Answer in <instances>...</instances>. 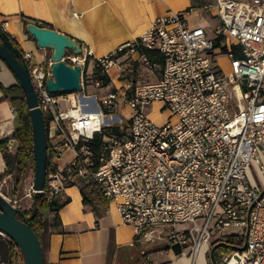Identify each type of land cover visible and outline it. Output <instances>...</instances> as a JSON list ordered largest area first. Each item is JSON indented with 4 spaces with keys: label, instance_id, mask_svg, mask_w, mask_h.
Instances as JSON below:
<instances>
[{
    "label": "built area",
    "instance_id": "built-area-1",
    "mask_svg": "<svg viewBox=\"0 0 264 264\" xmlns=\"http://www.w3.org/2000/svg\"><path fill=\"white\" fill-rule=\"evenodd\" d=\"M202 10L216 11L211 35L206 27H190L185 12H169L110 55L95 58L85 46L80 55L66 50L62 61L81 69V92L49 93V71L23 55L38 107L50 116L45 185L36 192L31 182L24 198L39 193L52 201L78 180L89 181L115 202L143 247L195 255L212 239L226 244L231 238L239 248L246 236L244 251H220L219 263L264 264V185L253 186L246 176L250 167L264 170V0H214ZM145 50L159 55L161 65ZM130 59L156 79L136 82L125 64ZM97 70L123 86L99 98L87 94ZM155 103L167 112L160 124L148 115ZM96 133H102L97 151L89 145ZM17 145L7 139V152L14 155ZM66 151L72 159L60 168ZM20 254L14 248L13 264Z\"/></svg>",
    "mask_w": 264,
    "mask_h": 264
},
{
    "label": "crops",
    "instance_id": "crops-1",
    "mask_svg": "<svg viewBox=\"0 0 264 264\" xmlns=\"http://www.w3.org/2000/svg\"><path fill=\"white\" fill-rule=\"evenodd\" d=\"M213 1L0 0V22L5 23L4 32L22 56L29 54L31 64L49 67L51 51L37 46L26 31L25 21L45 24L85 46L93 57L100 58L140 39L155 19L169 12H185L190 27H206L211 35L217 23L216 11L204 12L202 6ZM118 84L119 81L113 80L112 89ZM19 85L16 76L0 59V144H6L16 130L10 97L18 91ZM72 156V152H64L58 166L65 167ZM5 170L0 151V175ZM11 180V176L2 177L0 193L1 187ZM55 200L64 203L58 211L59 225L50 227L45 240V264H129L135 252L131 247L135 234L130 225L123 223L114 201L107 200V211L99 218L91 207L83 204L75 184L68 186ZM111 242L115 250L109 252ZM208 249L204 248L202 264H208ZM198 254H177L162 246L152 249L135 264H199Z\"/></svg>",
    "mask_w": 264,
    "mask_h": 264
},
{
    "label": "water",
    "instance_id": "water-1",
    "mask_svg": "<svg viewBox=\"0 0 264 264\" xmlns=\"http://www.w3.org/2000/svg\"><path fill=\"white\" fill-rule=\"evenodd\" d=\"M26 31L35 40L39 48L51 51L48 67L50 76L45 80L47 91L52 94L81 92L80 67L77 65L70 66L62 61L66 50L71 51L73 55H80V44L73 38L51 28H40L34 24H29ZM0 59L16 76L24 93L32 125V154L34 162L32 189L39 192L45 185L47 160V136L43 112L38 107L37 94L29 69L26 65L19 63L13 56V47L6 35L2 36L0 41ZM263 194L264 189L261 192V195ZM20 212L0 193V235L7 237L16 244L24 264H43L39 241L30 225L16 218V214ZM220 245L226 246L224 243L215 244L209 250V258L212 264H216L213 259V253ZM228 247L237 249L240 252L244 251L246 236L241 247Z\"/></svg>",
    "mask_w": 264,
    "mask_h": 264
},
{
    "label": "trees",
    "instance_id": "trees-1",
    "mask_svg": "<svg viewBox=\"0 0 264 264\" xmlns=\"http://www.w3.org/2000/svg\"><path fill=\"white\" fill-rule=\"evenodd\" d=\"M27 24H34L40 28H50L45 24H38L36 21H25V26ZM4 35H6L7 39L11 41L13 47V56L19 63L26 65L23 56L15 49L16 47L14 41L4 32L0 22V41ZM145 53L150 60L154 61L158 65H161L162 59L159 55H156L155 53L148 50H145ZM42 68L45 73L48 71V66H43ZM96 74L101 75H96L95 81H98L103 85H107L110 82L109 78L105 74H102L99 70L96 71ZM10 101L13 107L14 119L16 122V130L12 135V138L17 141L18 145L16 153L11 155L6 150L5 142L0 144V151L6 165V170L2 175H0V180L4 176H11L13 193H16L17 191L21 190L25 179L28 177V174L30 172L33 174L34 162L32 154V125L29 117V111L26 106L24 93L20 85L18 86V91L10 97ZM43 117L45 128L47 129L50 116L44 112ZM112 131L117 134H122L119 132L118 128H113ZM102 133H96L93 137V140L89 143L90 147L95 151H97L100 146ZM76 185L82 196L83 204L91 207L97 217H103L107 211L108 201L102 196L99 188L94 183L84 180H78ZM63 203L64 202H58L57 200L48 201L44 194L36 193L30 199L29 208L16 214V218L18 220L25 221L30 225L33 233L39 241L42 256L45 240L50 227L53 225H59L58 211ZM226 242V246H218L213 253V259L216 264H219V252H228V246H233V244H235L231 238L226 239ZM236 245L241 247L243 245V240L237 241ZM0 246L3 247L2 251H0V263L13 264L14 248H17L18 252L20 253L16 244L7 237L3 238V236L0 235ZM161 246L162 245L159 244L154 245L151 248H145L141 246L138 240L135 238L131 245L135 252L131 255L129 264H135L149 251L152 249L161 248ZM114 250L115 246L111 242L109 244V252ZM43 264H45L44 259ZM208 264H212L209 255Z\"/></svg>",
    "mask_w": 264,
    "mask_h": 264
},
{
    "label": "rangeland",
    "instance_id": "rangeland-1",
    "mask_svg": "<svg viewBox=\"0 0 264 264\" xmlns=\"http://www.w3.org/2000/svg\"><path fill=\"white\" fill-rule=\"evenodd\" d=\"M125 64L127 66L129 65L134 70L136 82H146V81H153L154 80V76L152 74L148 75V73L143 69V67L140 63H138V62L134 63L130 59V60H127L125 62ZM217 64L219 65L220 69L223 72H226L228 70V65H227V62H226V59L224 56H219L217 58ZM114 73H115V69H111L110 75L114 76ZM96 75H101V74H96V71H93V75L91 77V80L87 81L88 87L85 89V91L87 94L96 95L97 98H99V97L105 95L108 91L112 90V85H111L112 81H110L107 85H103L102 83H100L101 86L96 87L94 84ZM155 76H157L156 73H155ZM122 86H123V84L121 82H119L118 88H121ZM89 103H90L92 108H96V100H91V101H89ZM148 110H149L148 111L149 117L154 122H156L158 124L162 123L167 117L166 110L162 109L161 105L159 103L153 104ZM261 159H262V162L264 163V156H262ZM246 176H247L248 182L251 185L256 186V187H263V185H264V170L258 172V171H255L252 167H250L246 172ZM32 180H33V174H32V172H30L28 174V177L25 179V182H24L20 191L13 193V186H12V180H11V182H7L6 184H4L1 187V193L6 197V199L8 201H11L14 205L20 206L21 208L26 210L29 208L30 200L27 198H24V193H25V190L27 189V187L29 186V184L32 182ZM3 238H6V237L3 236ZM213 243H214V239H212L210 242L211 246L213 245ZM152 246H154V245H148V246H144V247L145 248H151ZM211 246L209 247L208 252H207V259H208L209 250L211 249ZM2 249H3V247L0 246V251H2ZM0 264H2V263H0ZM16 264H24V261H23L21 254L18 256V258L16 260Z\"/></svg>",
    "mask_w": 264,
    "mask_h": 264
},
{
    "label": "bare ground",
    "instance_id": "bare-ground-1",
    "mask_svg": "<svg viewBox=\"0 0 264 264\" xmlns=\"http://www.w3.org/2000/svg\"><path fill=\"white\" fill-rule=\"evenodd\" d=\"M204 248H205V247L202 246V247L197 251V253H199L198 255L200 256L199 261H198L199 264H202V254H203ZM197 253H196V254H197Z\"/></svg>",
    "mask_w": 264,
    "mask_h": 264
}]
</instances>
